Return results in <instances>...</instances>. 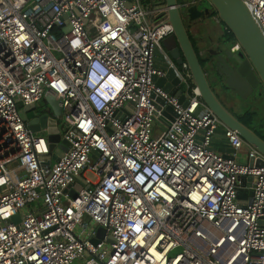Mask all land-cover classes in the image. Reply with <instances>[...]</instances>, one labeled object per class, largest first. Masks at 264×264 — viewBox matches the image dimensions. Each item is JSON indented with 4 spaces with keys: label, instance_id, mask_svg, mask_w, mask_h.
<instances>
[{
    "label": "built area",
    "instance_id": "obj_1",
    "mask_svg": "<svg viewBox=\"0 0 264 264\" xmlns=\"http://www.w3.org/2000/svg\"><path fill=\"white\" fill-rule=\"evenodd\" d=\"M242 1L264 37V0ZM165 8L0 0V264H264V155L169 57ZM162 64L181 99L155 82ZM46 95L55 159L19 114ZM218 128L228 151L210 146Z\"/></svg>",
    "mask_w": 264,
    "mask_h": 264
},
{
    "label": "water",
    "instance_id": "obj_2",
    "mask_svg": "<svg viewBox=\"0 0 264 264\" xmlns=\"http://www.w3.org/2000/svg\"><path fill=\"white\" fill-rule=\"evenodd\" d=\"M154 3L166 6V20L170 23L172 32L170 34L171 42L163 47L166 49L169 57L174 64L181 61L186 63L193 83L197 87L199 97L205 105L222 121L226 126L233 128L237 133L261 154L264 155V139L260 137L253 129L232 115L216 98L211 90L209 81L214 83L221 80L222 83L235 93L244 97L243 90L250 89L259 81L264 88V37L250 15L246 5L242 0H208L209 6L199 7L197 4H190L186 7L178 8L177 0H152ZM212 10L218 20L232 34L233 40L238 44L228 46L225 41L214 51L212 59L207 60L208 71L211 78H207L205 68H203L198 52L194 49L184 25V19L190 21L196 18H204ZM168 37V36H167ZM165 69L164 75L156 78L155 82L164 90L178 94L180 88L171 86L176 83L177 77L174 75L172 66L162 64ZM181 99L182 95L179 93ZM43 100H47L52 112L60 115V107L57 99L46 95ZM168 108V107H167ZM19 114L26 122V126L31 131H39L43 128L47 140L49 157L55 159L65 150L67 142L61 138L56 127L54 115H49L46 111L39 109L35 111V103H25L19 108ZM218 136H213L210 146L217 150L228 151L225 138L221 136V128H218ZM77 176L76 178H78ZM240 183L243 177L240 176ZM237 196H241V191H237ZM17 215L10 218L15 220ZM103 228L97 226V235H101Z\"/></svg>",
    "mask_w": 264,
    "mask_h": 264
},
{
    "label": "flooded vegetation",
    "instance_id": "obj_3",
    "mask_svg": "<svg viewBox=\"0 0 264 264\" xmlns=\"http://www.w3.org/2000/svg\"><path fill=\"white\" fill-rule=\"evenodd\" d=\"M208 16L212 17L213 13L210 12L204 18H196V19H193L190 21H186V20L184 21V25H185L186 31L188 33V36L190 38V41H191L194 49L198 52V58H199L200 53H199V48L197 49V47H198L197 40L203 44V47H202L203 50H202L201 54L204 53L205 63H207L208 59H212V57L214 56V54H213L214 51H217V49L219 47H221L220 45L222 44V41H225V43L228 44V46H232V44H233V42L228 43L223 37H221L222 36L221 33L220 34L217 33V34H215L214 37H211L208 32H205L204 34L199 32V26H207L204 24H208V27H210V28H214L217 26L216 24H215L216 26L211 24V22L208 20ZM214 20H216V19H214ZM216 21L219 22V20H216ZM190 26H195L194 33L197 34V39H195L191 36V33H193V32L191 31ZM170 34H171V32L166 34V36H168L167 38H169L170 43H172L171 38L169 37ZM210 43H211V45H210ZM206 67H207V65H206ZM206 67H205V71L208 74ZM221 80H217L216 83H212L213 82L212 80L210 81L211 82L210 83L211 90L213 91V93L216 96V98L218 99V101L232 115H234L237 119H239L240 121L245 123L251 129H254V128L258 129L260 127V126L256 125L258 117H255V116H253V114H249V113L251 112L250 110L254 111V107H255V106L254 107L251 106V104H253V102H257L258 98L264 92V88H263L262 84L258 81L257 84L255 86L251 87L250 89L245 88L246 90L242 91L244 97H240L235 93V91L233 89H230L227 86H225ZM249 105L251 107H248Z\"/></svg>",
    "mask_w": 264,
    "mask_h": 264
},
{
    "label": "rangeland",
    "instance_id": "obj_4",
    "mask_svg": "<svg viewBox=\"0 0 264 264\" xmlns=\"http://www.w3.org/2000/svg\"><path fill=\"white\" fill-rule=\"evenodd\" d=\"M197 5L199 7L209 6V2H208V0H198ZM209 7H211V6H209ZM211 12L213 14L215 13L214 10H212ZM184 20H186V19H184ZM208 20L211 22L212 25L216 24L217 26L215 25L216 27H214V28H210L208 26L207 27L206 26H199V30H201L202 33H205V31L207 30V32L209 33V35L211 37H214L215 34H217V33L218 34L221 33V35H222L221 37H223L228 43L233 40V37L231 38L230 35L228 34V32L223 29V24H221L220 21L218 22V21L214 20L212 17H209V16H208ZM190 28H191L192 32L195 31V26H190ZM161 43H162V45L165 44V46H166V45H168L170 43V39L167 38V36H164L162 38V40H161ZM210 45H211V43H210ZM201 47H200V49H201ZM197 49H198V47H197ZM201 52H202V50H201ZM199 59H200V62L202 64L203 68H205L206 67V63L204 61L205 60L204 53L199 55ZM206 68H207V72H208L207 78L209 79V77L211 78L212 76L210 74V70L208 71V67H206ZM210 83L211 82L209 81V84ZM212 83H214V82H212ZM251 106H253V107L255 106L254 107V111L252 113L253 116H255V117L263 116L264 117V92L258 98L257 102H253V104H251ZM251 106L249 105L248 107H251ZM39 109H41L42 111H46L50 115L51 114L54 115V113L52 112V110H51V108L49 106L48 101L47 100H43L42 98H40L39 100H37L35 102V111L38 112ZM250 111L252 112V110H250ZM54 118L57 121V123L59 124L60 121H61L60 116L55 114ZM85 173H86V176H89L90 178H92V174L90 172H85ZM73 264H82V262H81L80 259H74Z\"/></svg>",
    "mask_w": 264,
    "mask_h": 264
},
{
    "label": "trees",
    "instance_id": "obj_5",
    "mask_svg": "<svg viewBox=\"0 0 264 264\" xmlns=\"http://www.w3.org/2000/svg\"><path fill=\"white\" fill-rule=\"evenodd\" d=\"M226 31L228 32V34L232 38L231 32L229 30H226ZM231 42H234V40L231 41ZM252 113H253V111L250 112L249 114H252ZM256 125L257 126H260V127L258 129H255L254 128L253 130L255 131V133H257L260 137H262L264 139V117L263 116L258 117V120L256 122Z\"/></svg>",
    "mask_w": 264,
    "mask_h": 264
},
{
    "label": "crops",
    "instance_id": "obj_6",
    "mask_svg": "<svg viewBox=\"0 0 264 264\" xmlns=\"http://www.w3.org/2000/svg\"><path fill=\"white\" fill-rule=\"evenodd\" d=\"M204 25H207L208 26V24H204ZM206 26V27H207ZM221 27V26H220ZM199 32H201L202 33V31L201 30H199ZM205 32H207V30L205 31ZM204 34V33H203ZM191 36L193 37V38H195V39H197V34L196 33H191ZM197 44H198V48H199V53L201 54V50H203L202 49V47H203V44L201 43V42H199L198 40H197ZM202 46V47H201ZM200 47H201V49H200Z\"/></svg>",
    "mask_w": 264,
    "mask_h": 264
}]
</instances>
